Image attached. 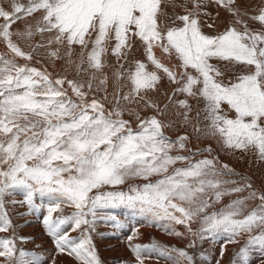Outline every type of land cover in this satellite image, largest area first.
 <instances>
[{"label": "snow or ice", "instance_id": "6c2138e0", "mask_svg": "<svg viewBox=\"0 0 264 264\" xmlns=\"http://www.w3.org/2000/svg\"><path fill=\"white\" fill-rule=\"evenodd\" d=\"M208 4L233 17L216 35L204 31L214 27L204 19L210 18ZM35 14L40 17L35 25L12 30L18 21ZM0 19V42L7 49L0 54V232L12 227L5 197L19 191L30 209L47 207L43 219L47 234L59 253L79 264H101L91 233L97 219L116 218L98 216V210L121 207L186 225L201 240L206 233L222 234L228 243H238L246 235L239 250L243 264H248L252 246L264 253V193L253 190L219 212L205 213L212 197L218 202L252 186L222 187L236 182L219 179L233 173L218 158L192 161L187 155H173L176 146L186 149L189 136L171 141L164 133L171 124L158 118L174 106L173 118L180 125L218 139L226 149L253 151L264 161V0L254 13L242 9L239 0H9L7 7L0 0ZM45 34L46 42L33 51L55 44L49 57H67L78 79H54L29 66L32 52H25L16 41L27 43ZM137 46L147 62L133 56ZM157 50L177 63L165 64ZM109 53L118 64L111 76L106 71L113 67ZM17 58L25 63L19 64ZM229 72L233 78L227 77ZM165 77L175 88L161 108L152 94L159 93ZM99 92L105 93L103 99L96 96ZM177 95L184 98L176 99ZM109 96L110 110L103 102ZM142 109L157 115L141 118ZM125 113L139 121L137 129L124 119ZM202 119L208 122L204 129ZM178 161L187 163L176 167ZM136 179L145 183L129 184L127 192L118 190L117 186ZM37 195L47 204L37 206ZM255 198L259 203L243 215L246 201ZM62 205L74 211L53 217L63 211ZM196 218L201 227L193 232ZM65 226L82 229L79 240ZM116 226H121L118 221ZM132 250L138 260L142 252L156 251L181 264L155 244L133 245ZM0 257V264H40L36 254L17 249L12 238H0ZM179 257L192 264L186 252L179 250Z\"/></svg>", "mask_w": 264, "mask_h": 264}, {"label": "rangeland", "instance_id": "374dc122", "mask_svg": "<svg viewBox=\"0 0 264 264\" xmlns=\"http://www.w3.org/2000/svg\"><path fill=\"white\" fill-rule=\"evenodd\" d=\"M2 2L3 6L7 7L9 0H2ZM19 2L27 3V0H19ZM239 3L242 9H248L250 12L254 13L257 9L256 6H260L261 0H239ZM205 10L210 14V18L205 17L204 19L207 20L208 23L214 22L213 28H204V31L209 35H216L223 32L233 20V17L229 13L215 4H208ZM168 11L171 12L172 10L169 8ZM176 11L182 13V9L180 8H177ZM217 13H219L218 16ZM39 19V14H35L34 18H27L23 22L18 21L17 24L12 26V30H23L26 24L35 25L36 21ZM0 22H2V19H0ZM249 24L253 28H259V25L254 22L249 21ZM47 39L48 35L45 34L43 39L40 35H36L30 42L26 43L20 40L16 42L25 52H32L34 59L33 61L27 62L29 66L44 71L37 62L41 60L42 64L47 65L50 71L47 70L54 79L60 77L58 71L66 66L67 72L63 76H67L69 79H78L75 66L67 64V57H65L64 60H54L49 57L48 52L57 47L55 44L50 48H36V50L33 51V48H35L38 43H45ZM3 44L4 43L0 42V54L7 51L5 44ZM63 51L62 49L61 54H63ZM78 52L79 48L76 49V53ZM136 53L134 52L133 55ZM156 54L158 55V53ZM157 57H160L163 61L165 60L164 63L169 66L177 63L174 59L170 61L163 56L158 55ZM73 59H76V57L74 56ZM107 59L108 62L113 65L112 68L106 69L111 76L112 71L118 67V64L111 53H109ZM143 61L147 62L146 59ZM17 62L19 64L25 63L21 58H17ZM121 63H123V61H121ZM213 63H216V61H213ZM226 75L228 78H233L231 72ZM86 79H88V77L85 78V80ZM174 88L175 85L171 84L165 77L161 82L159 93L152 94V98L158 100L161 108H163V105L167 102V94H171ZM111 91L112 89L109 88V92ZM104 95L105 93L103 92L96 93V96L100 99H103ZM183 98L184 97L180 95L176 97V99ZM111 99L112 97L109 96V100L103 101L105 106H107V104L109 106ZM190 103L194 102L190 100ZM110 106L109 109L112 108V105ZM200 107H203V103H201ZM175 110L173 106L165 115L158 117L165 125L171 124L170 127L164 128L165 135L167 134L166 136L169 137L171 141H175L182 135H188L190 138L187 142L186 149H179L178 146H176L173 149V155L177 153L187 155L192 161L204 158H218L219 164L221 166L227 164L233 173L232 175H221L219 179L236 182L235 185H222V187H244L245 184H251L252 186L251 189L245 187L243 192L225 195L218 202L212 197L209 201L210 207L205 210V213L210 214L211 212H219L225 209L233 200L249 196L250 192L253 190L258 193H264V161L260 160L255 152L226 149L222 147L218 139L205 136L203 133H196L191 125H180L173 118V112ZM140 115L141 118H145L157 115V113L151 109H142ZM127 116L128 114L125 113L124 119L130 117ZM129 119L135 124V128L137 129L139 121H137L134 116ZM207 123V121L202 119L200 127L204 129ZM209 147L213 149L211 153L206 151ZM186 163L187 161H178L176 167H183ZM133 183L137 186H142L145 181L141 179L127 181L124 185L117 186V188L118 190L127 192L128 185ZM13 201H15V203H13ZM23 201L24 195L19 191L13 193L11 196L5 197V211L11 221L12 227L7 231L0 232V238H12L17 249L36 254L40 258V264H79L74 257L68 256L66 253H59L56 250L53 238L47 234L43 223L44 217L48 214L47 207H39L37 211L36 209H30ZM34 203L37 206L41 204L46 205L47 200L45 198V200L42 201L37 195L34 197ZM258 203V198L247 200V207L243 209L242 214L247 215ZM62 208L63 211L54 212L52 214L53 217L69 215L74 211L71 207L62 205ZM109 215L114 216L121 226L117 227L116 221L97 219L95 225L96 230L91 233L92 241L101 264H140L141 260L143 264H174L173 259L162 257L156 251H152L151 253L142 252L140 260H138L136 254L132 250V246L137 244L150 247L155 244L164 248L173 258H179L181 264H187V262L184 258L179 257V250L186 252L193 258L192 264H243V260L239 256V250L244 247L247 242L246 235L239 237L238 243H228L227 237L222 234L213 236L206 233L204 239L201 240L199 236L189 232L186 225L175 224L167 220H155L151 216L141 214L138 211L123 207L98 210V216ZM165 225L169 227L166 229L164 227ZM200 227V220L196 218L195 222L192 223L193 232H198ZM65 231H68L70 236L79 240L82 229L72 231L69 226H65ZM173 232H179L182 233V235L178 236L173 234ZM130 237L131 239H129ZM222 248L224 249L223 255H221ZM173 249L177 251H173ZM63 256H68L70 259L64 261L65 259ZM2 260L3 258L0 257V261ZM262 260H264V253L261 252L258 246H252L249 251L248 264H261Z\"/></svg>", "mask_w": 264, "mask_h": 264}, {"label": "bare ground", "instance_id": "6f19581e", "mask_svg": "<svg viewBox=\"0 0 264 264\" xmlns=\"http://www.w3.org/2000/svg\"><path fill=\"white\" fill-rule=\"evenodd\" d=\"M255 4H256V3H255ZM257 5H258V4H257ZM258 6H259V5H258ZM256 8H257V6H256ZM1 43H2V42H1ZM3 45H4V44H3ZM5 46H6V45H5ZM24 46H25V45H24ZM1 47H2V46H1ZM51 50H52V49H51ZM3 52H4V51H3ZM134 52H135V53L137 52L136 54L133 55L134 57H136V58H138V59H140V60H144V59H146V57H145V55H144L142 49H139V46H137V48L134 49L133 53H134ZM4 53H5V52H4ZM157 53H158L159 56H162L161 53H160L158 50H157ZM158 55H157V56H158ZM159 58H160V57H159ZM162 61H163V60H162ZM164 61H165V60H164ZM164 61H163V62H164ZM37 62H38V64H40V66L43 68L44 71H47L48 73H50V72H49L50 70H49V68L47 67V65L42 64V63H41V60H40V61H37ZM53 62H55V61H53ZM64 65H65V64H64ZM45 67H46V68H45ZM52 67H53V65H52ZM125 67H126V68L129 67V65L126 64ZM47 69H48L49 71H48ZM66 72H67V71H66V66H64L62 69H60V70L58 71V75L63 76V75H65ZM85 78H87V77L84 76L83 79H85ZM125 91H127V88H125ZM98 98H99V97H98ZM111 102H112V99H111V101L109 102V106L112 105ZM109 106H108V104H107L106 108L109 109ZM110 107H111V106H110ZM109 110H110V109H109ZM148 110H149V109H148ZM169 112H170V111H169ZM128 116H130V115H128ZM128 116H127V117H128ZM130 117H132V116H130ZM130 117H129V118H130ZM129 118H127V119L130 120ZM130 121H131V120H130ZM171 122H175V121H171ZM131 124H132V127H133L134 129H136V128H135V124H134L132 121H131ZM173 125H174V124H173ZM166 135H167V134H166ZM189 139H190V138H189ZM192 143H193V142H192ZM254 185H255V184H254ZM256 189H257V188H256ZM52 253H53V252H52ZM63 258L65 259L64 261H66V260L68 261V260L70 259L68 256H63ZM47 260H48V259H47ZM41 263H42V262H41Z\"/></svg>", "mask_w": 264, "mask_h": 264}]
</instances>
